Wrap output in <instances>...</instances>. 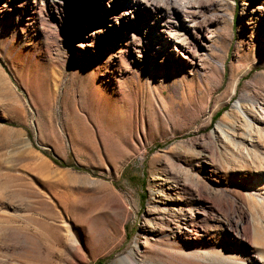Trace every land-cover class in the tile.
Returning a JSON list of instances; mask_svg holds the SVG:
<instances>
[{
    "label": "rangeland",
    "instance_id": "374dc122",
    "mask_svg": "<svg viewBox=\"0 0 264 264\" xmlns=\"http://www.w3.org/2000/svg\"><path fill=\"white\" fill-rule=\"evenodd\" d=\"M172 1L0 0V264H264V0Z\"/></svg>",
    "mask_w": 264,
    "mask_h": 264
},
{
    "label": "bare ground",
    "instance_id": "6f19581e",
    "mask_svg": "<svg viewBox=\"0 0 264 264\" xmlns=\"http://www.w3.org/2000/svg\"><path fill=\"white\" fill-rule=\"evenodd\" d=\"M114 1H117V0H114ZM133 1L137 5H138V2H140V1L137 2V0H133ZM140 6L141 4H139L138 7ZM161 8L163 7L161 6ZM164 11H162L163 12L162 15H159L161 18V21L164 24H166L168 26V29L172 31L175 35L173 36V35L168 34L169 31H167L165 28H160L159 26L154 27L148 32L146 37L148 38V40H150V42H151V39H153L154 37L157 38L158 42L160 43L157 46L160 50H156V51H160V52L158 53L155 50H150L149 52L150 53L154 52L156 53V55L161 53L163 57H165L166 52L163 51L164 50L163 48L164 47L166 48L168 46H174V49L183 56L182 58H185V54H186L185 51L187 50V47H188L184 43L186 38L183 37L182 34L177 35L176 32L178 31V29H182L181 31L182 32L185 31L186 33L188 31H191L193 26L190 25L188 22L193 21V18L197 13V3L192 2L191 0H173L171 2V5H168V7ZM116 14H120L119 16H122V12L119 10L116 12ZM228 17L231 18V16H228ZM171 18H174V21H170ZM179 53L178 55L172 54V58L174 59V61L181 60V58H179ZM236 108L242 110L241 105L239 103L236 104ZM129 259H131V257L128 255L122 256L121 258L116 259L112 264H124L123 262L125 261L126 263V261ZM133 262L135 263L134 260Z\"/></svg>",
    "mask_w": 264,
    "mask_h": 264
},
{
    "label": "trees",
    "instance_id": "16d2710c",
    "mask_svg": "<svg viewBox=\"0 0 264 264\" xmlns=\"http://www.w3.org/2000/svg\"><path fill=\"white\" fill-rule=\"evenodd\" d=\"M217 116H220L221 115V112H218L216 114ZM15 125V124H13ZM45 154L55 163V164H58L60 166H69L65 161L53 156L52 154H49L47 152H45ZM96 264H103V261L99 260L96 262Z\"/></svg>",
    "mask_w": 264,
    "mask_h": 264
}]
</instances>
